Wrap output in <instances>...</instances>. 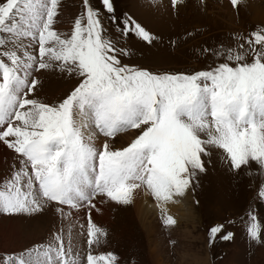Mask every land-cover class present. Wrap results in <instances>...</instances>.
I'll return each instance as SVG.
<instances>
[{"label": "snow or ice", "instance_id": "1", "mask_svg": "<svg viewBox=\"0 0 264 264\" xmlns=\"http://www.w3.org/2000/svg\"><path fill=\"white\" fill-rule=\"evenodd\" d=\"M100 2L121 35L134 34L147 45L156 39L132 17H118L115 0ZM182 2L171 0L173 11ZM61 3L0 0V33L31 37L38 44L36 55L25 52L27 63L15 52L0 51V143L18 154L21 165L6 184L7 192L0 191V214H40L45 201L74 210L86 207L88 264H118L115 253L91 250L107 237L92 219L91 210L99 211L97 197L130 205L140 187L133 181L145 183L157 200L170 199L173 191L185 195L191 187L188 165L200 174L207 171L199 153L209 117L215 135L209 131L208 136L232 159L264 153V67L218 65L194 74H156L123 64L115 45L104 38L101 12L91 0H81L82 13L71 34L62 37L54 28ZM232 3L235 7L237 0ZM120 54L128 55L126 50ZM49 61L62 62L61 71L67 66L82 78L56 106L28 98L39 84L36 78L29 82L28 69H48ZM129 129H141V134L127 147L114 149L111 141ZM97 135L106 138L99 150L92 143ZM242 166L237 162L234 170ZM257 196L264 203V184ZM55 211L62 215L64 209ZM251 216L248 232L259 241L258 216ZM164 223L174 226L176 220L168 216ZM209 233V245L215 242L212 234L225 241L235 237L224 223L212 225ZM55 238L58 246L43 255L52 264L49 253L55 252L58 264H67L63 241ZM2 264L25 261L9 258Z\"/></svg>", "mask_w": 264, "mask_h": 264}, {"label": "rangeland", "instance_id": "2", "mask_svg": "<svg viewBox=\"0 0 264 264\" xmlns=\"http://www.w3.org/2000/svg\"><path fill=\"white\" fill-rule=\"evenodd\" d=\"M258 1L264 8V0H237L235 7L232 0H183L173 11L171 0H115L118 17H132L156 37L151 45L134 34L121 35L103 12L100 0L91 3L101 12L104 38L115 45L123 64L156 74H194L218 65L233 70L264 67V14L256 8ZM82 11L81 0H62L55 30L62 37L69 36ZM0 38L4 39L0 51L15 52L26 63L25 52L37 54L38 44L31 37L0 33ZM122 50L127 51L126 57L120 54ZM5 62L8 63L6 59ZM49 62L48 69L37 72L35 65L28 69L29 82L39 80L36 94L28 98L56 106L82 78L68 72L67 66L61 71L62 62ZM23 73L22 69V78ZM208 124L209 129L201 134L204 151L199 153L207 171L200 174L188 165L190 201L185 203L186 211L178 208L179 200L172 202L176 224L166 226L167 216L150 211L148 204L138 208L135 197L127 206L97 197L99 211L92 209L91 215L107 237H100L101 244L92 246L94 254L113 252L119 257L118 264H264V203L257 196L258 188L264 184V153L232 159L211 141L208 132L215 135L214 121ZM140 134L141 129H129L118 134L112 146L116 150L127 147ZM105 139L97 135L92 143L99 150ZM17 155L0 143V191L7 192L6 184L21 167ZM237 162L246 166L234 170ZM137 183V192L148 188ZM150 200L164 208L154 197ZM41 206L44 211L40 214H0V264L9 258H23L25 264H49V257L43 253L58 246L57 235L63 241L67 264H88L89 209L74 210L47 201ZM56 207L64 209L62 215L55 211ZM252 214L258 216L259 241L248 232L254 222ZM219 223H224L225 231L234 232L235 237L225 241L212 234L215 242L209 245V228ZM56 255L49 253L52 264H58Z\"/></svg>", "mask_w": 264, "mask_h": 264}, {"label": "bare ground", "instance_id": "3", "mask_svg": "<svg viewBox=\"0 0 264 264\" xmlns=\"http://www.w3.org/2000/svg\"><path fill=\"white\" fill-rule=\"evenodd\" d=\"M256 8L259 9L261 14H264L263 5H259V1L256 5ZM64 28L65 27L61 28L60 30H64ZM55 29L57 30L56 26H55ZM208 121H212V120L208 119ZM187 175H188V173H187ZM133 182L137 183L138 181H133ZM142 184H143V186L145 185V183L141 182V185ZM140 192H137V189H135L133 192V197H135V206L137 205L138 208L144 209V204H148L147 208L150 211L153 210L155 212V214L160 213V214H164V216H167V217L172 216L174 219H175V217L173 216L174 214L172 212H174V209H176V208H171L172 202L179 200L180 201V204L178 206V208H179L180 206L184 207L187 200H188V202L190 201V196H189L190 189L189 188L186 190V194L183 196H177V195H175V193L173 191L172 197L170 199L159 200V202L161 203L162 206H164V208H162L160 206V204L157 202H155V203L151 202L150 197L151 196L153 197V195H152V192L150 191L149 188H147L146 190L144 189L143 192H141V193ZM183 211H186L185 207H184ZM147 232H148L147 234L149 235V232H150L149 229L147 230ZM153 257H154V255L152 256V258ZM155 264H157V262H155Z\"/></svg>", "mask_w": 264, "mask_h": 264}]
</instances>
